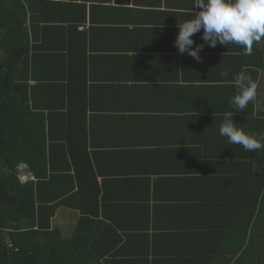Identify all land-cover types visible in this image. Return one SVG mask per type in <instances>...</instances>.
<instances>
[{
    "label": "crops",
    "instance_id": "0c3cea01",
    "mask_svg": "<svg viewBox=\"0 0 264 264\" xmlns=\"http://www.w3.org/2000/svg\"><path fill=\"white\" fill-rule=\"evenodd\" d=\"M147 1L141 0L142 5L134 0H111L95 7L87 4L84 19L78 18L73 6L42 12L43 18L49 17V66L59 68L55 61H60L61 67H76L72 74L75 72L78 83L86 84L91 92L84 97L79 90L77 95L88 101L86 142L97 184L107 196L106 210L99 209L100 215L106 216L112 227L124 229L117 235L106 233L104 228L110 227L99 223L94 230L98 246L112 247L102 264L105 259L113 261L115 251L144 259L147 249L156 264H236V257L242 254L238 264H264V254L250 252L247 259L245 251L231 260L228 230L205 233L211 229L208 227H226L229 206L226 203L223 211L218 197L222 192L210 191L212 186L202 181L208 149L197 146L188 121L198 109L206 114L205 101L225 99L217 89L226 79L219 71L233 69V57L243 54V49L205 46L200 53L202 62L182 55L174 46L177 25L190 18L191 10L165 3L148 5ZM66 11L70 12L67 20L63 16ZM75 20L80 21L77 26ZM202 33L194 35L196 44L204 43ZM74 44L81 57L76 65L64 59L72 60ZM254 47L264 51V40ZM254 75L252 80L259 88L264 72ZM260 100L257 98L255 105L264 110ZM21 166L28 176L33 175L27 165ZM201 195L214 196L213 204L202 215L186 213L197 206ZM80 217V211L61 206L52 228L71 237ZM187 223L193 227H184ZM86 224L88 229L92 227L90 221ZM147 231L149 245L143 234ZM118 235L123 238L120 242ZM239 237H233V243ZM142 245L144 252L138 250ZM198 250L204 252V258L198 257Z\"/></svg>",
    "mask_w": 264,
    "mask_h": 264
},
{
    "label": "trees",
    "instance_id": "16d2710c",
    "mask_svg": "<svg viewBox=\"0 0 264 264\" xmlns=\"http://www.w3.org/2000/svg\"><path fill=\"white\" fill-rule=\"evenodd\" d=\"M110 1L0 0V264H102L112 247L98 246L93 240L94 230L99 223L110 227L104 228L106 233L113 231L117 235L118 230H124L112 227L106 216L100 215L99 209L106 210L107 196L97 184L86 142L88 101L77 95L79 90L84 97L91 92L86 84L78 83L75 72L72 74L76 67L71 64L61 67L60 61H55L59 68L49 66V17H42L48 8L73 6L75 12L78 9V18L84 19L87 4L95 7ZM140 1L134 0V4L139 5ZM163 3L189 11L194 0L147 1L153 6ZM69 14L64 13L65 20ZM75 23L77 26L80 21ZM76 46L71 47L72 60L64 58L73 65L81 58ZM237 54L229 76L217 85L225 99L205 101L202 106L207 104L206 114L198 109L188 117L197 146L208 149L202 181L212 186L210 191L222 192L218 197L219 204L223 202V211L226 203L229 206L226 227H208L211 229L205 233L223 234L228 230L231 260L243 251L247 259L250 252L264 254V147L245 151L242 145H229L219 132L225 113L238 111L230 104L237 91L233 76L241 70L251 78L256 76L255 72H264V51L258 47L253 48L252 55ZM255 103L236 112L233 119L237 127L254 134L264 145V110H259ZM22 164L27 165L34 178L25 181L21 178ZM213 199L212 195L198 196L197 206L186 213L202 215ZM61 206L81 212L71 237H64L60 228H52V220ZM87 221L92 225L90 229ZM143 234L149 245V232ZM238 235L239 240L233 243L232 238ZM122 239L116 236L118 242ZM138 250L144 252L143 245ZM146 253L149 256L148 249ZM112 256L113 261L104 262L156 264L148 256L132 259L116 251ZM198 257L204 258L202 250H198ZM236 258L238 264L243 254Z\"/></svg>",
    "mask_w": 264,
    "mask_h": 264
},
{
    "label": "clouds",
    "instance_id": "9594fccd",
    "mask_svg": "<svg viewBox=\"0 0 264 264\" xmlns=\"http://www.w3.org/2000/svg\"><path fill=\"white\" fill-rule=\"evenodd\" d=\"M177 27L174 46L180 54H187L198 62H202L200 53L205 46L215 48L218 44L239 46L249 56L253 54V45L264 40V0H194L190 18L179 22ZM201 30L204 43L196 44L193 37ZM220 76L226 78L229 72L223 70ZM232 83L237 89L230 99L233 108L241 111L257 100V83L243 70L233 76ZM235 113H225L220 135L228 139L229 145H242L245 151L264 147L254 134L237 127Z\"/></svg>",
    "mask_w": 264,
    "mask_h": 264
},
{
    "label": "rangeland",
    "instance_id": "374dc122",
    "mask_svg": "<svg viewBox=\"0 0 264 264\" xmlns=\"http://www.w3.org/2000/svg\"><path fill=\"white\" fill-rule=\"evenodd\" d=\"M264 92V80L262 81V83H260V86H259V88L257 89V92H258V95H257V98L260 100V95H261V97L263 96L264 97V94H263V92ZM261 91V94H259V92ZM260 106H262V107H264V99H263V101H262V99L260 100V102L258 103ZM25 165V164H24ZM19 171H20V176H22V179L25 181V180H27L30 176H28L27 175V172H26V170L24 171V169L22 168V166H20V168H19Z\"/></svg>",
    "mask_w": 264,
    "mask_h": 264
},
{
    "label": "built area",
    "instance_id": "2783aa9c",
    "mask_svg": "<svg viewBox=\"0 0 264 264\" xmlns=\"http://www.w3.org/2000/svg\"><path fill=\"white\" fill-rule=\"evenodd\" d=\"M30 177L29 178H34L33 175H29ZM9 243L12 245L11 241H9Z\"/></svg>",
    "mask_w": 264,
    "mask_h": 264
}]
</instances>
